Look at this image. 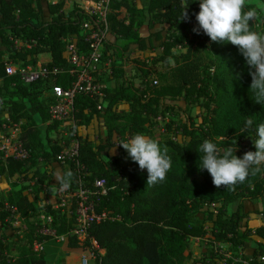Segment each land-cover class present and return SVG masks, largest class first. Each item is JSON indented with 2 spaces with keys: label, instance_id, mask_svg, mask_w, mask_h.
<instances>
[{
  "label": "trees",
  "instance_id": "16d2710c",
  "mask_svg": "<svg viewBox=\"0 0 264 264\" xmlns=\"http://www.w3.org/2000/svg\"><path fill=\"white\" fill-rule=\"evenodd\" d=\"M261 3L264 0H248V6L257 7L258 12L252 28L264 33ZM63 5V1L50 4L46 0H0V126L5 121L1 118L3 111H7L11 122L23 120L22 140L27 147L34 125L39 124L45 133L55 131L58 125V122L48 123L50 97L45 94L41 101V93L55 85L67 86L70 77L55 74L27 85L17 75L5 74V58L21 66L35 65L39 54L49 53L50 60L42 63L43 66L68 68L62 56L64 38L78 32L80 22L87 15L77 7L64 13ZM186 7L188 19L181 20ZM121 9L126 16L120 17ZM111 10L110 35L105 41L106 51H111L109 74L105 77L100 106L88 97H78L71 136L63 143L48 139L39 150L49 171L48 184L53 189L62 187L56 177L68 172L72 176L67 190L77 186L80 176L82 186L95 193L94 179H106V192L94 194L95 211L106 213V218L90 225L83 245L90 247L89 239L96 242V248L90 250L95 255V264H203L202 259H191L186 249L190 239L209 234L212 243H222L232 252H241L239 261L231 257L226 264H245L244 261L264 264L260 260L264 256V223L252 227L247 221L251 212L264 214L261 207L264 171L229 189L215 187L209 173L198 168L202 156L199 146L204 139L221 147L237 145L234 154L238 157L246 151H255L252 140L256 138V126L264 122V105L253 101L249 89L251 76L243 56L231 43L211 42L202 30L199 34L193 32L198 27L194 15L199 11L198 0H147L141 7L134 0H113ZM14 39L29 43L16 51L12 48ZM178 46L184 52L174 54L172 49ZM153 50H157L154 63L171 64L158 74L156 84L148 79L144 61L134 57L137 51ZM130 64L136 66L132 77L127 73ZM132 78L144 87L135 85ZM181 100L187 105L198 103L204 114L197 120L186 114L185 120L173 128L174 138L151 135L149 129L155 120L168 113L165 122ZM3 101L6 108L1 105ZM122 102L128 104L127 110L116 109ZM93 118L100 120L104 128L97 143L75 132L76 127L87 125ZM247 118L253 119V126L242 132ZM172 123L166 121L165 125L170 129ZM137 133L169 149L172 166L163 182L148 185L147 170H141L118 145ZM73 138L79 142L77 160L83 167L79 172L72 162L63 165L57 159L64 145ZM58 167L60 174L55 173ZM27 172L26 163L0 159V176L10 178ZM22 189H13L0 198V264H46L43 256L32 249L35 240L49 238L35 235L37 226L31 220L37 214L38 190L35 189L30 199ZM4 202L15 205L27 225L23 233L25 242L16 247L15 255H10L11 247L3 233ZM57 202L56 197L44 207L52 216L51 226L56 233L67 235L74 219L65 213L59 215L58 209L52 208ZM211 205L213 209L202 221L194 220L196 213ZM206 222L210 223L209 227L205 226ZM66 239L78 244L73 236ZM249 248L250 256L244 253Z\"/></svg>",
  "mask_w": 264,
  "mask_h": 264
},
{
  "label": "built area",
  "instance_id": "2783aa9c",
  "mask_svg": "<svg viewBox=\"0 0 264 264\" xmlns=\"http://www.w3.org/2000/svg\"><path fill=\"white\" fill-rule=\"evenodd\" d=\"M47 3L56 4L61 0H46ZM113 0H77L81 9L87 18L80 22L79 30L76 33L68 34L64 38V49L62 56L68 64V68L46 67L42 64L21 66L19 62L9 60L7 58L4 64L5 74L8 76L17 75L24 84H32L42 82L55 74H68L70 80L67 86L55 85L47 89L50 100L47 105L49 122H67L74 125V113L76 111V99L85 96L95 101L97 107L100 106L103 98V88L105 80L102 76L105 71H109V62L104 61L105 41L110 35L108 15L111 13V4ZM122 16H126L125 10ZM29 42L20 39H14L12 48L18 51L22 46L28 45ZM151 52L137 51L134 57L147 58ZM142 61L147 62V59ZM108 69V70H107ZM109 74V72H108ZM153 84L157 82L154 79ZM144 87V86H143ZM168 116H159L158 120H164ZM23 120L11 122L9 117L0 126V159H12L26 163L31 156V148L27 147L22 140ZM76 135L78 127L75 129ZM79 142L77 138H73L68 144L64 145L57 155V159L66 165L72 162L76 166L77 172L81 171L82 165L78 162ZM82 178L77 179V186L69 190L62 187L56 188L57 203L53 205V209L69 207V211L65 213L72 216L74 222L68 234H57L55 228L51 226L52 218L50 215L41 214L38 219L32 220L37 226L35 235L45 236L56 239H66L68 236L75 237L79 243L87 239V229L93 222H98L106 218V213H97L95 211L94 194H102L106 192V179L97 177L93 181L96 188L95 193L89 188L82 186ZM2 211L5 212L4 222L17 233L27 231V225L22 219L18 208L8 202L2 205ZM35 240L32 249L36 253L42 251V242ZM90 241V250L96 248V242ZM92 252V251H91ZM92 255L94 253L92 252ZM264 261V256L260 257ZM87 262V258H82V264ZM245 264L246 261H244Z\"/></svg>",
  "mask_w": 264,
  "mask_h": 264
},
{
  "label": "clouds",
  "instance_id": "9594fccd",
  "mask_svg": "<svg viewBox=\"0 0 264 264\" xmlns=\"http://www.w3.org/2000/svg\"><path fill=\"white\" fill-rule=\"evenodd\" d=\"M198 3L199 11L194 14L198 27H194L193 32L199 34L202 30L211 42H228L238 48L249 67V89L253 94V101L264 105V33L252 28L258 15L257 7L248 6V0H198ZM259 8L264 10V3ZM187 19L186 7L181 20ZM253 123V119L247 118L241 131L250 129ZM255 135L256 138L252 140L255 151H246L242 157L234 154L237 145L221 147L210 139H204L199 146L202 156L199 157L198 168L209 173L215 187L229 189L243 183L250 175L261 173L264 171V122L256 126ZM118 145L127 151L141 170H147L148 185H155L166 179L172 166L167 146L161 147L157 140L143 133L134 134ZM71 176L72 173L68 172L63 177H56L63 189L70 186Z\"/></svg>",
  "mask_w": 264,
  "mask_h": 264
},
{
  "label": "rangeland",
  "instance_id": "374dc122",
  "mask_svg": "<svg viewBox=\"0 0 264 264\" xmlns=\"http://www.w3.org/2000/svg\"><path fill=\"white\" fill-rule=\"evenodd\" d=\"M64 2L62 11L64 13H68L71 11L74 7H77L79 3L77 0H61ZM135 4L140 2V5L146 4L147 0H134ZM123 15V12L120 13V17ZM118 44H122L121 41H118ZM174 54H179L180 52H184V48L182 47H175L172 49ZM111 51L104 52V61L109 62V53ZM154 54H149L147 58L142 57L143 59H147V62H144L147 66V69L149 71V77L148 79H154L157 81L158 74L162 72L163 70L167 69L169 67V63L157 61L154 63V59L157 57V50H153ZM7 53H5L4 57H7ZM142 58H137L142 60ZM108 70V69H107ZM109 72V71H108ZM108 72L105 71L104 75L102 76V80H105V77H107ZM136 72V66L134 64H130L127 66V73L131 77ZM135 85H141L140 87H143L144 84L141 83L138 79L132 78ZM45 94H47V91H43L40 95V100L44 101ZM179 107L171 112H169L170 117L166 119V121L173 122L170 129L167 128L165 125L164 120H155L154 125H152L149 129V132L151 135L155 136L156 138H167L171 137L174 138V135L176 134L173 130V128L180 122H183L185 120L186 114H189L192 116L195 120H197L201 115L204 114V109L201 105L198 103H193L187 105L183 100L179 101ZM1 105H4V107H7L6 102L3 101ZM116 109L119 110H127L128 104L125 102L119 103L116 106ZM7 111H3L1 114L2 119H6ZM171 119V120H170ZM34 129V130H33ZM71 129H72V123L70 121L58 123L56 129L54 132H47L43 130V128L38 124L34 125L31 130H33V133L29 135V142L28 146L31 148V156H33V160H29L26 162L28 172L26 174L23 173H16L14 176L10 178H6L4 176H0V198H5L9 191L13 189H19L20 187L27 190L30 194L31 198H33L35 189L38 190V196L35 200V205L37 207V214H35L33 217H31L32 220L38 219V217L41 214L48 215L47 211L45 210V205L47 202V191L45 188L46 182L48 180L49 171L46 166V163L44 160H42L39 156V150L41 148L42 143H46L47 140L51 139L52 141H57L60 143H63L66 139H68L71 135ZM23 130V129H22ZM89 130L90 135L93 139V141L97 142L104 134V128L101 126L100 120L93 118L89 126L83 130L80 129L78 132L81 134H84L85 131ZM180 141V138H179ZM124 150V149H123ZM32 158V157H31ZM55 209V208H54ZM69 207L65 208H59L58 214L67 213L69 210ZM213 209V205L206 206L202 212L196 213L193 217L194 220L202 221L203 218L206 216L208 211H211ZM250 215V214H249ZM52 217V216H51ZM206 227L210 226V223H205ZM3 233L6 237L7 244L11 247L10 249V255L16 254V247L20 244H23L25 240L23 239V233H17L16 229L11 228L10 226L7 227L5 224L3 228ZM210 236L206 235L204 240H198L196 241L194 238L190 239L188 241V248L186 249V253L192 249L189 252V255L191 259L192 257H197L198 259L203 260V264H207L210 262V264H225L226 259H230L231 257L234 258V261H239L241 252H232L230 249L223 247L218 248L217 251H214V245L212 244ZM260 239V238H259ZM197 244V245H196ZM192 245H194L195 248H191ZM87 247V246H86ZM219 247V246H217ZM213 248V249H212ZM226 250V251H225ZM246 255L250 256L251 252L249 249H246L244 252ZM237 255V256H236Z\"/></svg>",
  "mask_w": 264,
  "mask_h": 264
},
{
  "label": "crops",
  "instance_id": "0c3cea01",
  "mask_svg": "<svg viewBox=\"0 0 264 264\" xmlns=\"http://www.w3.org/2000/svg\"><path fill=\"white\" fill-rule=\"evenodd\" d=\"M136 5L138 7L142 6V5H140V2L136 3ZM143 5H145V4H143ZM49 60H50V54L49 53H41L37 56L36 64H42V63L47 62ZM88 126H89V123L87 125L78 126V131L80 129L85 130ZM90 134L91 133L89 130L85 131L84 134L79 133V135H81L82 137H87V138L93 140ZM55 173L60 174L61 168L58 167ZM45 188L47 191V202L49 203L57 197L56 196V188L54 187L55 189H53L52 186L50 187V183L48 184V180L46 182ZM22 190H23V194H26L30 199H32L30 197L31 196L30 194H32V193L29 194L27 190H25V189H22ZM53 194H55V195L53 196ZM52 208H53V206H52ZM50 217H51V215H50ZM247 221H248V225L252 226V227L257 226L259 224H262V223H264V214H256V213L251 212ZM207 235L209 236V234H207ZM194 239L196 241H198V240H204L205 238L198 237V238H194ZM254 239L257 241H261V239H259L258 237H254ZM212 244H213V246L214 245L219 246V247L214 246L213 247L214 251H217L218 248H223V247L227 248V246L225 244H222V243H212ZM93 248H95V246H93ZM191 248H195L194 245H192ZM191 250L192 249H190L186 254H189V252ZM249 250H250V252H252L251 248H249ZM99 253L103 254L104 250H99ZM40 254L43 256L46 264H82V258H84V257L87 258V262L85 264H95V256L92 255V252L90 251V247H86L79 242L77 245L71 244L70 241H68L67 239H60V238L59 239H56V238L45 239L42 242V251L40 252ZM194 256L192 257L193 259L197 258ZM207 264H210V262H208Z\"/></svg>",
  "mask_w": 264,
  "mask_h": 264
}]
</instances>
